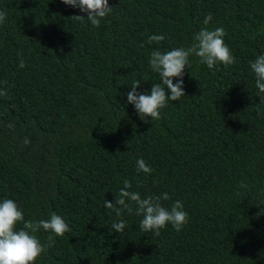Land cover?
Returning <instances> with one entry per match:
<instances>
[{
  "label": "trees",
  "instance_id": "16d2710c",
  "mask_svg": "<svg viewBox=\"0 0 264 264\" xmlns=\"http://www.w3.org/2000/svg\"><path fill=\"white\" fill-rule=\"evenodd\" d=\"M109 6L95 27L61 0H0V201L25 220L55 212L71 229L51 241L37 232L46 251L36 264H264V93L249 64L264 54V0ZM204 27L225 29L236 63L210 70L191 56L186 95L144 123L126 93L162 83L151 52L189 48ZM139 159L151 173L137 172ZM125 180L141 198L167 192L164 207L181 201L188 223L156 236L141 216L117 217L105 201Z\"/></svg>",
  "mask_w": 264,
  "mask_h": 264
},
{
  "label": "clouds",
  "instance_id": "9594fccd",
  "mask_svg": "<svg viewBox=\"0 0 264 264\" xmlns=\"http://www.w3.org/2000/svg\"><path fill=\"white\" fill-rule=\"evenodd\" d=\"M61 2L78 8L80 12L86 14V16L75 15L73 18L83 20L86 17L95 27H99L101 20L113 10L109 6V0H61ZM5 19L6 13L0 11V25ZM211 20L212 15L209 13L203 21L204 25L207 26ZM225 36L226 32L222 27L215 29L204 27L195 35V42L189 48H176L166 52L157 49L151 52L149 66L152 71L158 73L162 83H153L149 94L138 91L140 84L134 82L131 90L126 93L127 103L134 106L144 123L161 119L162 110L168 106L169 101H179L186 95L183 78L186 70L191 66V56L197 57L199 63L206 65L210 70H215L221 64L227 68L236 63L235 56L225 43ZM164 39L163 35H152L148 43H159ZM249 64L255 74L256 88L260 93H264V54L249 61ZM19 67L21 69L25 67L22 58ZM0 96L7 97V92L0 90ZM261 101L264 102V97H261ZM24 142L29 143L27 138ZM151 171L152 169L143 159L137 160L138 173L149 174ZM131 187V183L125 180L123 188L115 194V202L105 201V207L115 211L117 217L125 211L130 215L134 213L141 216L139 229L143 232H152L156 236H159L161 229L169 224L179 232L188 223L189 214L184 210L181 201L176 200L170 208L162 205V200L171 199L167 192L161 196L141 198L139 192L129 190ZM240 187L247 185L241 182ZM125 227L124 220L112 225L118 233ZM41 229L52 234L49 236L50 241L55 237H63L71 231L65 220L55 212H52L47 220H25L22 209L13 199L0 201V264H36L38 258L46 251V246L36 235Z\"/></svg>",
  "mask_w": 264,
  "mask_h": 264
}]
</instances>
